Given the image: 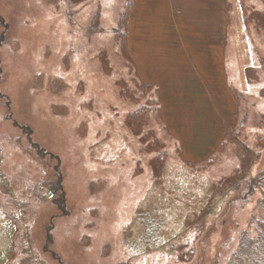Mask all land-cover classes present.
I'll return each mask as SVG.
<instances>
[{
  "label": "rangeland",
  "instance_id": "1",
  "mask_svg": "<svg viewBox=\"0 0 264 264\" xmlns=\"http://www.w3.org/2000/svg\"><path fill=\"white\" fill-rule=\"evenodd\" d=\"M208 1L0 0V264H231L264 234V0Z\"/></svg>",
  "mask_w": 264,
  "mask_h": 264
},
{
  "label": "trees",
  "instance_id": "2",
  "mask_svg": "<svg viewBox=\"0 0 264 264\" xmlns=\"http://www.w3.org/2000/svg\"><path fill=\"white\" fill-rule=\"evenodd\" d=\"M261 231V230H260ZM262 232V231H261ZM246 233V231L244 232ZM248 236V234H247ZM245 234H243L240 237V244H241V249H245L246 251H239L238 253V259H234L231 256L230 262L231 264H264V251H263V239L264 234H260L259 237L257 238L258 240L250 239V237H247ZM246 256L243 259V256ZM239 259L242 260L239 261ZM229 262V263H230Z\"/></svg>",
  "mask_w": 264,
  "mask_h": 264
},
{
  "label": "crops",
  "instance_id": "3",
  "mask_svg": "<svg viewBox=\"0 0 264 264\" xmlns=\"http://www.w3.org/2000/svg\"><path fill=\"white\" fill-rule=\"evenodd\" d=\"M196 4H197V8H196V19L198 21H202V17L206 12H209L213 10L214 7V2L213 1H208V0H196ZM206 7V8H204ZM214 21V19L209 20L208 17L205 19V24L203 25V28L205 29V31L211 32L213 30L210 29V23H212ZM204 36H209L204 35ZM211 37H213V35H211Z\"/></svg>",
  "mask_w": 264,
  "mask_h": 264
}]
</instances>
